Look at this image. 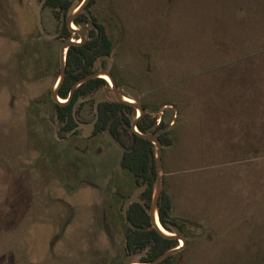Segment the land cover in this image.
<instances>
[{"label":"rangeland","instance_id":"obj_1","mask_svg":"<svg viewBox=\"0 0 264 264\" xmlns=\"http://www.w3.org/2000/svg\"><path fill=\"white\" fill-rule=\"evenodd\" d=\"M35 3L45 34L30 0H0V264H119L122 207L138 187L107 133L59 132L62 23ZM85 13L112 41L95 68L174 122L163 190L187 241L158 264H261L264 210L244 214L264 182V0H94Z\"/></svg>","mask_w":264,"mask_h":264},{"label":"trees","instance_id":"obj_2","mask_svg":"<svg viewBox=\"0 0 264 264\" xmlns=\"http://www.w3.org/2000/svg\"><path fill=\"white\" fill-rule=\"evenodd\" d=\"M45 6H48L53 13L55 19L64 24V20L75 7L72 5L73 0H43ZM94 0H88L82 12L76 15L73 23L77 26H86V39L79 44L71 45L66 52L65 60V77L58 88V96L61 99H67L69 90L74 82L88 75L95 70L94 64L108 57L112 51V41L106 32L104 25L94 16H86L85 9L92 4ZM72 33L65 25L59 29L58 38H70ZM104 64V62H103ZM108 84L105 79L95 77L81 83L75 88L71 98L63 103L57 104L53 102L54 117L59 125L60 133H77L78 121H83L82 110L86 105L91 106L92 118L95 116L94 99L89 98L92 94L107 88ZM88 98L81 102L79 99ZM144 109L149 110L142 114L136 121V129L141 134L158 133V138L163 146H170L177 139L176 129H165L168 123L163 118L159 123H156L159 112V105H148L144 103ZM262 109L264 105L262 104ZM74 112V115H73ZM186 113V112H185ZM264 111L261 112V114ZM134 108L127 103L118 102L116 100H103L98 103V117L93 129V135L100 133H110L120 144L125 147L122 150L119 166L122 170L128 172L134 184L144 186V190L140 194V199L144 201L145 208L136 201H130L126 207V219L133 226L131 229L125 222L124 249L127 253H137L135 258L138 263H145L155 259L162 252L177 246V240L174 238L163 237L151 226L148 214V207L153 192L155 182L154 168V147L153 144L129 130L130 123L133 118ZM129 115H132L130 117ZM188 114L186 113V117ZM260 124L256 128L259 132V127L264 128V119L259 118ZM187 122V121H185ZM254 129V127H253ZM239 135H244L243 131ZM243 133V134H242ZM254 134V131H253ZM254 136V135H252ZM237 143H243L239 139ZM236 144V142H234ZM177 144V143H176ZM241 145V144H240ZM175 146L172 147V149ZM250 149L251 146H247ZM171 149V150H172ZM170 150V149H169ZM162 149V154H163ZM264 151V149H263ZM162 159V158H161ZM258 199L259 206L255 205L254 210H249L244 214V218L264 210V182L260 186ZM161 203L157 206V215L161 226L167 231H171V226L181 228L182 221L172 216L173 202L169 194L163 189L160 193ZM187 241V239H186ZM185 241V244H186ZM184 244V246H185ZM170 257L165 258L162 262L168 261ZM258 261L264 264V252L257 253Z\"/></svg>","mask_w":264,"mask_h":264},{"label":"water","instance_id":"obj_3","mask_svg":"<svg viewBox=\"0 0 264 264\" xmlns=\"http://www.w3.org/2000/svg\"><path fill=\"white\" fill-rule=\"evenodd\" d=\"M87 2H88V0H82L81 3L70 14H68L64 20V24L67 27V29L70 30V32L77 34L78 38L80 40H76L73 37L63 39V42L59 48V75L57 77V80H56L53 88L50 91L51 100L54 103L63 104L71 98L75 88L78 87L81 83H83L89 79L95 78V77H102L101 75L107 76V78L109 79V88L108 87L104 88L101 92H97L94 94L93 99H94L95 116H94V119L89 123V126L87 127L85 134L90 133V131H92L94 124H95L97 117H98V103L103 101V100H109L110 91L113 93L116 101L122 102V103H127L124 100H122V96H124V95L117 88L115 81H114L112 75L110 74L109 70L103 69L102 67H100L98 70H95V71L89 73L88 75L78 79L76 82H74L73 85L71 86L70 90H69L67 99H65L63 102H60V100H59L60 97L58 96L57 91H58V88L61 85V83L63 82V79L65 77V60H66L67 49L71 45H75V44H79L81 42H84L86 39L84 28H77V27L73 28L72 26L74 25V23H73L74 18L76 17L77 14H79L80 12L83 11ZM30 4L34 10L36 23H37V26H38L40 32L45 34V31L43 29L42 22H41L40 6L35 3V0H30ZM57 35H58V33L52 35V37H55ZM122 91L124 93H126L134 101L133 103H127V104H130L131 106H133L135 108V110L139 111V115H137L135 118H133L131 123H130V131L134 132V133L138 134L139 136H141L142 138L150 141L154 147L155 182H154L153 192L151 195L150 204L148 207V214H149L151 226L161 236L167 237V238H174L177 240H182V244L162 252L155 259H153L149 262H145V263L134 262V259L138 257V254L133 253V254L127 255V257L124 260H122L119 264H158L159 262H161L165 258H167V257L177 253L178 251H180L182 249V247H184L186 237L184 235H182L180 233V231L175 227H171L172 232H169L165 229L168 233H170V234H166L156 224L155 216L157 215V206H158V204L161 203L160 193H161L162 185H163L162 159H161L162 158L163 145L161 144V142L158 138V133L141 134L136 129L137 119L143 113L150 112L149 110L143 108V106L140 102V95H139L138 91L135 90L134 88H130V87H123ZM86 99H88V98L79 99L77 102H81V101L86 100ZM158 113H160V112H158ZM73 115H74V112H73ZM78 124L80 126L83 125L80 123H78ZM165 129H168V126ZM107 134H108L110 140H112L116 145L121 146L120 142L118 140H116L113 136H111L108 131H107ZM121 148L123 150H125L124 147H121ZM143 188H144V186H140L137 190H135L134 193L130 196L129 201H136V202L140 203L145 208L144 201L142 199H140V197L136 196L138 194V192L140 190H142ZM127 203H128V201H125L123 204L122 216H123V219L126 222V224L131 229H134V226L129 221H127V219H126ZM157 217H158V215H157ZM158 221H159V219H158Z\"/></svg>","mask_w":264,"mask_h":264},{"label":"flooded vegetation","instance_id":"obj_4","mask_svg":"<svg viewBox=\"0 0 264 264\" xmlns=\"http://www.w3.org/2000/svg\"><path fill=\"white\" fill-rule=\"evenodd\" d=\"M62 25H65V24H61V26H62ZM74 25H75V24H74ZM74 25L72 26L73 28L77 26V25H75V26H74ZM79 27H80V28H84V29H86V26H85V27H84V26H79ZM60 28H61V27H60ZM71 33H72V32H71ZM72 34H75V33H72ZM85 34H86V30H85ZM58 35H59V31H58ZM58 35H57V36H58ZM76 35H77V34H76ZM57 36H55V37H57ZM77 36H78V35H77ZM63 38H65V37H63ZM77 38H78V37H77ZM77 38H76V39H77ZM78 40H80V39L78 38ZM97 62H98V61H97ZM97 62H96V63H97ZM96 63L94 64V67H95ZM102 63H103V62H102ZM100 67L103 68V64L100 63L99 68H100ZM99 68H98V69H99ZM98 69L95 68V70H98ZM107 69L109 70L110 74L112 75V77H113V79H114V81H115V84H116L117 88H118V89L122 92V94L124 95L123 97H124L126 100L130 101V102H134V101H133V100H132V99H131L126 93H124V92L122 91V89L120 88L121 85L118 83L117 79L115 78V76L113 75V73L110 71V67H108ZM95 70H94V71H95ZM101 78H102V77H101ZM103 79H104V78H103ZM105 80H106V79H105ZM135 90H136V89H135ZM138 93H139V95H140V102H141V104H142V106H143V105H144V98L142 97V95L140 94V92H138ZM126 96H128V97H126ZM60 101H64V99H61V98H60ZM129 105H130V104H129ZM130 106H131V105H130ZM132 107H133V106H132ZM133 108H134V107H133ZM143 108H144V107H143ZM162 113H163V112H161V114H162ZM143 114H144V113H143ZM161 114H160V115H161ZM133 115H135V117H136L137 115H139V111L136 112L135 108H134V114H133ZM129 116L132 117V115H129ZM93 119H94V118H93ZM93 119H91V120L89 119V120H88L89 122H87V121L84 122V120H83V121H78V120H76V123H77V129H79V126H80V125H79L78 123H80V124H83V125L85 126V132H86L87 127L89 126V123H90ZM157 119H159V121H160L161 118H160L159 115H158V118H157ZM84 123H85V124H84ZM86 123L88 124V126H86V125H87ZM95 123H96V122H95ZM156 123L158 124L159 122H157V120H156ZM94 125H95V124H94ZM93 129H94V127H93ZM93 129H92V130H93ZM129 130H130V126H129ZM85 132H84V134H85ZM120 147H123V146L121 145ZM124 148H125V147H124ZM122 150H123V149H122ZM139 187H140V186H139ZM139 187H138V188H139ZM169 232H171V231H169ZM176 240H177V239H176ZM125 252H126L127 255H129V254H133V253H127V251H125ZM169 257H170V256H169ZM162 261H163V260H162ZM162 261H161V262H162ZM134 262H135V261H134ZM159 263H160V262H159Z\"/></svg>","mask_w":264,"mask_h":264},{"label":"bare ground","instance_id":"obj_5","mask_svg":"<svg viewBox=\"0 0 264 264\" xmlns=\"http://www.w3.org/2000/svg\"><path fill=\"white\" fill-rule=\"evenodd\" d=\"M102 76V78H104V79H106L108 82H109V79L107 78V76L106 75H101ZM59 100H60V98H59ZM122 100H124L125 102H127V103H133V102H130V101H128V100H126L123 96H122ZM60 102H63V101H60ZM155 221H156V224H157V226L164 232V233H166V234H170V233H168L164 228H162V226L160 225V223H159V221H158V217H157V215L155 216ZM182 243H180V245H181Z\"/></svg>","mask_w":264,"mask_h":264},{"label":"crops","instance_id":"obj_6","mask_svg":"<svg viewBox=\"0 0 264 264\" xmlns=\"http://www.w3.org/2000/svg\"><path fill=\"white\" fill-rule=\"evenodd\" d=\"M174 127V122H173V120H170L169 122H168V129H172ZM174 144V143H173ZM173 144H171L169 147H170V150L172 149V147L175 145H173ZM165 176L163 175V184H164V182H165ZM171 179H173V177H171ZM174 182H175V180H174ZM174 182H172V185L174 186ZM175 186H176V184H175ZM162 189H163V185H162Z\"/></svg>","mask_w":264,"mask_h":264},{"label":"built area","instance_id":"obj_7","mask_svg":"<svg viewBox=\"0 0 264 264\" xmlns=\"http://www.w3.org/2000/svg\"><path fill=\"white\" fill-rule=\"evenodd\" d=\"M159 114H161V112ZM157 122H159V119H157Z\"/></svg>","mask_w":264,"mask_h":264}]
</instances>
